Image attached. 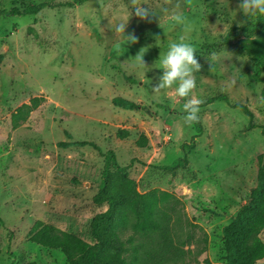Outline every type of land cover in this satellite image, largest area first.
<instances>
[{"label":"rangeland","instance_id":"1","mask_svg":"<svg viewBox=\"0 0 264 264\" xmlns=\"http://www.w3.org/2000/svg\"><path fill=\"white\" fill-rule=\"evenodd\" d=\"M40 1L56 6L6 12ZM63 1L0 0V264H67L59 249L28 239L36 220L93 241L89 222L106 209L92 202L103 156L76 141L114 151L140 192L169 193L162 207L188 264L223 262L222 227L256 184L257 155L264 163L262 127L247 128L249 117L224 101L200 105L203 130L186 150L187 165L165 170L160 167L184 155L180 143L196 130L182 119L187 98L154 86L159 56L169 42L186 40L200 64L192 95L203 102L226 93L264 127V82L253 78L254 63L237 45L246 36L240 27L255 19L241 12L238 0H87L72 7L58 4ZM139 5L151 9L144 18L134 13ZM121 23L123 33L116 31ZM139 54L144 66L136 62ZM23 103L36 106L12 126L11 114ZM120 129L124 138L116 135ZM141 132L142 148L136 145ZM129 233L134 242L144 239L122 232L127 246ZM260 237L264 241V229Z\"/></svg>","mask_w":264,"mask_h":264},{"label":"trees","instance_id":"2","mask_svg":"<svg viewBox=\"0 0 264 264\" xmlns=\"http://www.w3.org/2000/svg\"><path fill=\"white\" fill-rule=\"evenodd\" d=\"M85 1L87 0H68L58 4L72 7ZM46 6L56 5L49 1L30 2L21 8L11 7L6 12L17 15L36 14ZM240 29L246 33V36L237 40L239 50L246 53L253 61V78L264 82L260 77L264 69V15L256 17L250 26ZM225 41H228L227 36ZM113 100L128 108L139 106L136 102L121 98ZM215 100L224 101L229 106L240 109L249 117L247 128L261 126L264 135V127L254 122L252 110L245 103L231 101L226 93L210 96L200 105ZM35 106L36 103H23L18 106L11 114L12 126H17L20 120H25ZM192 123L196 133L189 142L180 143L184 155L160 168L174 172L179 166L187 165L186 150L194 148L195 138L203 130L199 119ZM116 135L124 138L127 131L120 129ZM74 143L93 146L103 156L100 181L97 191L92 196V202L98 206L106 205V209L95 213L89 222V232L93 241L88 242L71 231L42 220L35 221L29 231L28 239L43 247L59 249L67 264H188L185 259L186 250L179 244L171 219L162 207L169 193L158 188L140 192L135 181L128 175L129 165L119 164L114 151L107 150L102 153L90 141ZM60 144L69 143L60 142ZM136 145L141 148L146 145V136L143 132L139 134ZM257 160L256 184L250 189L248 200L239 207L230 222L222 227L224 261L212 263L205 258L206 264H256L264 257V241L260 237V232L264 229L263 156L257 155ZM0 223H2L1 217ZM125 231L138 233L144 239L134 242L132 234L129 233L127 242L130 246H127L126 241L121 237V233ZM24 264H35V262L28 261Z\"/></svg>","mask_w":264,"mask_h":264},{"label":"clouds","instance_id":"3","mask_svg":"<svg viewBox=\"0 0 264 264\" xmlns=\"http://www.w3.org/2000/svg\"><path fill=\"white\" fill-rule=\"evenodd\" d=\"M239 9L251 21L258 16L264 15V0H238ZM134 13L144 18L151 9L141 7L133 8ZM174 19H180L179 16ZM124 24L116 26L117 32L123 33ZM127 39L135 40V37L128 36ZM194 48L190 42L179 39L169 42L166 50L159 56V68L162 71L158 77L155 90L171 89L176 97L187 98L182 104L185 123H192L198 119L197 113L202 103L201 98L192 95V90L196 87L194 73L198 72L200 64L194 56ZM138 66H144L141 54L135 56Z\"/></svg>","mask_w":264,"mask_h":264}]
</instances>
